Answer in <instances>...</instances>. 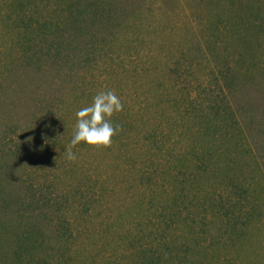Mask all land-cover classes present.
Wrapping results in <instances>:
<instances>
[{
	"label": "rangeland",
	"instance_id": "rangeland-1",
	"mask_svg": "<svg viewBox=\"0 0 264 264\" xmlns=\"http://www.w3.org/2000/svg\"><path fill=\"white\" fill-rule=\"evenodd\" d=\"M0 264H264V0H0Z\"/></svg>",
	"mask_w": 264,
	"mask_h": 264
},
{
	"label": "clouds",
	"instance_id": "clouds-1",
	"mask_svg": "<svg viewBox=\"0 0 264 264\" xmlns=\"http://www.w3.org/2000/svg\"><path fill=\"white\" fill-rule=\"evenodd\" d=\"M121 108L120 99L109 90L98 92L92 97L91 104L77 109L74 132L64 150L66 158L76 159L72 147L80 142L90 146H109L120 127L119 124L114 127L110 117Z\"/></svg>",
	"mask_w": 264,
	"mask_h": 264
}]
</instances>
